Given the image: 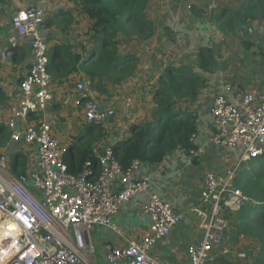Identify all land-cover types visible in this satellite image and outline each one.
<instances>
[{
  "label": "crops",
  "instance_id": "obj_1",
  "mask_svg": "<svg viewBox=\"0 0 264 264\" xmlns=\"http://www.w3.org/2000/svg\"><path fill=\"white\" fill-rule=\"evenodd\" d=\"M28 6L44 10L41 33L50 52L55 48L65 57H81L76 71L64 76L60 72L54 77L49 72L52 99L44 111L31 112L24 121L30 125L48 123L51 134L66 148L65 155L76 151L86 139H97L99 134L91 144L93 153L98 154L105 146H122L132 125H145L156 118L153 98L159 89L170 91L166 77L181 72L195 77L194 96L182 90L172 98L173 111L194 117L192 147L177 148L158 163L141 162L132 174L136 178L148 177L149 192L184 214V220L153 245L150 256L158 258L160 264H189L186 248L202 239L207 209L200 202L201 177L206 172L223 175L240 156V151L216 147L210 141L215 133L209 112L212 99L224 95L233 101L235 91L264 92V0H149L145 10L153 25L149 37L129 39L119 35V56L131 54L137 61L135 72L119 82L105 76L91 78L80 68L98 44L90 30L92 20L74 0H0V150L7 157L12 177L36 169V146L13 140V131L8 127L12 109L22 96L20 84L32 64L30 40L16 34L11 16ZM224 9L238 13L236 18L240 21L235 22L236 19L231 28L219 25L218 16L226 13ZM200 53L210 54L213 64H201ZM80 81L88 83L102 107L114 110V115L97 129L89 127L81 109L74 104L82 97L75 88ZM24 123L17 122V128ZM96 173L97 164L90 176ZM25 186L40 195L30 181ZM112 188H119L117 180ZM147 198V193H138L125 202L113 217L115 230L98 226L90 229L95 245L90 256L93 264L104 262L105 245L121 247L139 240L150 223L143 213ZM229 212H225L226 218ZM222 259L237 263L227 254L216 260Z\"/></svg>",
  "mask_w": 264,
  "mask_h": 264
},
{
  "label": "built area",
  "instance_id": "obj_2",
  "mask_svg": "<svg viewBox=\"0 0 264 264\" xmlns=\"http://www.w3.org/2000/svg\"><path fill=\"white\" fill-rule=\"evenodd\" d=\"M11 24L19 36L30 40L32 64L20 87L22 96L8 127L15 141L36 146V169L12 177L8 160L0 150V264H93L90 256L95 245L90 238L92 227L115 230L114 215L119 208L138 193H147L143 213L149 226L139 240L125 246L104 247L101 264H160L150 256L153 245L169 235L171 229L184 220L156 193L149 192V178L133 177L141 162L134 159L123 169L111 146L97 154V173L92 177L91 162L86 161L77 173L68 171L66 148L51 134L45 121L37 125L24 123L28 114L45 110L52 99L48 71L49 46L42 36L44 10L28 6L11 16ZM82 95L74 101L85 121L101 124L114 115L104 108L88 83L75 85ZM230 90V86H226ZM210 115L215 133L210 138L216 147L240 151L238 162L223 175L206 172L201 177L200 202L207 209L202 239L186 248L189 264H208L228 254L223 240L230 229L225 212L238 210L249 200L233 186L236 171L264 156V92L252 89L233 92V101L224 95L212 99ZM17 122L24 125L17 128ZM117 180L119 188H112ZM30 181L39 196L25 186ZM240 252L238 257L243 258Z\"/></svg>",
  "mask_w": 264,
  "mask_h": 264
},
{
  "label": "trees",
  "instance_id": "obj_3",
  "mask_svg": "<svg viewBox=\"0 0 264 264\" xmlns=\"http://www.w3.org/2000/svg\"><path fill=\"white\" fill-rule=\"evenodd\" d=\"M79 8L86 12L92 20L90 30L97 41L92 54L85 57L80 68L91 78L109 77L119 82L130 77L136 69L137 61L134 55L119 56V35L133 38H147L153 25L145 16L149 0H74ZM226 12L227 10L224 9ZM238 13L228 10L221 13L219 25L221 28H231L238 19ZM240 21L239 19L235 22ZM201 64L212 65V57L206 54L201 58ZM48 71L54 76L60 72L62 76L77 70L81 61L79 55L65 57L59 51L49 50ZM194 76L181 72L175 77H166L170 91L165 93L159 89L154 94L156 118L145 125H132L130 135L122 146H111L117 160L126 169L134 159L142 163H158L177 148L188 150L192 147L191 136L194 134L195 120L191 115L183 116L179 111H173V97L180 91L192 93ZM165 84V82H163ZM91 129L97 125L89 123ZM100 134L97 136V139ZM97 139H86L81 147L73 153L65 155L68 171L79 172L84 163L91 162V170L95 168L97 154L91 151V144ZM102 150L99 149L98 153ZM263 157V158H262ZM258 163L239 168L233 179V186L241 191L249 200L264 202V156ZM256 160V159H255ZM254 161V160H253ZM227 218L232 226V236L254 239L256 247L250 256V264H264V204L245 203L238 211L229 212ZM232 219V221H231ZM208 264H237L222 259Z\"/></svg>",
  "mask_w": 264,
  "mask_h": 264
},
{
  "label": "rangeland",
  "instance_id": "obj_4",
  "mask_svg": "<svg viewBox=\"0 0 264 264\" xmlns=\"http://www.w3.org/2000/svg\"><path fill=\"white\" fill-rule=\"evenodd\" d=\"M261 159H256V160L251 161L247 164H243L242 167L250 166L255 162L258 163L259 160H261ZM236 211H238V210H232V211H230V213L236 212ZM231 221H232V219H231ZM225 239L226 240H225L224 244L228 249L227 258H231V259L236 260L237 264H250V256L256 247L255 240L254 239H248V238L243 237V236H239L238 238H234L232 236V226L231 225H230V229L228 232V236ZM240 252L245 254V256L243 258L238 257V254Z\"/></svg>",
  "mask_w": 264,
  "mask_h": 264
},
{
  "label": "water",
  "instance_id": "obj_5",
  "mask_svg": "<svg viewBox=\"0 0 264 264\" xmlns=\"http://www.w3.org/2000/svg\"><path fill=\"white\" fill-rule=\"evenodd\" d=\"M45 20V19H44Z\"/></svg>",
  "mask_w": 264,
  "mask_h": 264
}]
</instances>
